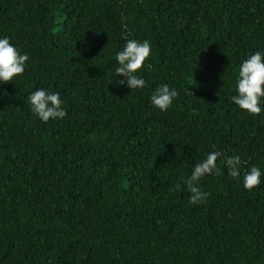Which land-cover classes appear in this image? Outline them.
I'll use <instances>...</instances> for the list:
<instances>
[{
    "label": "trees",
    "instance_id": "1",
    "mask_svg": "<svg viewBox=\"0 0 264 264\" xmlns=\"http://www.w3.org/2000/svg\"><path fill=\"white\" fill-rule=\"evenodd\" d=\"M5 37L29 59L0 84V264H264V112L231 100L264 53V0H0ZM127 39L151 45L142 89L118 83ZM161 84L179 93L165 112ZM37 89L66 117L35 116ZM212 151L221 172L191 204L184 181Z\"/></svg>",
    "mask_w": 264,
    "mask_h": 264
},
{
    "label": "clouds",
    "instance_id": "2",
    "mask_svg": "<svg viewBox=\"0 0 264 264\" xmlns=\"http://www.w3.org/2000/svg\"><path fill=\"white\" fill-rule=\"evenodd\" d=\"M126 28V25H125ZM151 55V45L148 40L142 42L135 39H127L123 49L116 53V61L119 67L115 69L120 84H126L131 89H142L146 86L145 80L138 73L144 68L145 61ZM29 57L20 54L7 37L0 38V84H7L17 76H23L25 64ZM190 91V89H189ZM191 92V91H190ZM192 93V92H191ZM236 95L231 97L232 102L242 111L253 116H259L264 112L261 100L264 98V53L257 51L242 62L238 70ZM179 93L167 84L159 85L151 96L152 105L162 112L167 111ZM32 113L42 122L63 119L67 112L62 107L59 92H49L37 89L28 97ZM224 154L220 151L210 152L206 159L195 164L191 175L184 181L188 191L191 193L189 202L191 204L203 203L210 193L204 192L199 182L205 177L219 175L221 172L217 164L218 158ZM228 168V175L238 179L241 175V167L246 161H242L239 155L224 157ZM261 171L252 166L243 176V187L251 191L261 183ZM179 187V185H177Z\"/></svg>",
    "mask_w": 264,
    "mask_h": 264
}]
</instances>
